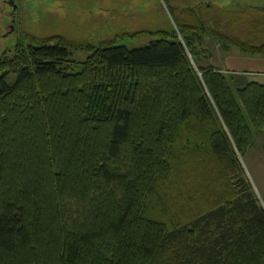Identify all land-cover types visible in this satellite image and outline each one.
<instances>
[{
    "label": "trees",
    "instance_id": "trees-1",
    "mask_svg": "<svg viewBox=\"0 0 264 264\" xmlns=\"http://www.w3.org/2000/svg\"><path fill=\"white\" fill-rule=\"evenodd\" d=\"M163 1L144 46L22 33L0 55V264H264L235 152L264 82L200 64L206 36L264 55V3Z\"/></svg>",
    "mask_w": 264,
    "mask_h": 264
},
{
    "label": "rangeland",
    "instance_id": "rangeland-1",
    "mask_svg": "<svg viewBox=\"0 0 264 264\" xmlns=\"http://www.w3.org/2000/svg\"><path fill=\"white\" fill-rule=\"evenodd\" d=\"M213 2L215 7L233 8L238 5H259L264 0ZM168 21L173 24L163 0H0V55L11 51L22 33L36 36L59 34L72 41L91 43L117 38V43L130 48L140 47L155 38L143 31L166 27ZM123 33L132 35L123 37ZM201 46L207 50L200 64L211 63L220 68L233 89L236 88L235 76L244 82H264V55H248L236 48L224 51L220 43L211 40L210 36L202 39ZM206 52L211 54V58L206 57ZM86 55L87 52L81 48L71 53L77 60H82ZM235 56H243V59ZM244 56L255 57L247 59ZM9 79L12 81L15 76L10 75ZM235 152L258 202L264 208V129L254 131L253 141L244 154L236 148Z\"/></svg>",
    "mask_w": 264,
    "mask_h": 264
},
{
    "label": "crops",
    "instance_id": "crops-1",
    "mask_svg": "<svg viewBox=\"0 0 264 264\" xmlns=\"http://www.w3.org/2000/svg\"><path fill=\"white\" fill-rule=\"evenodd\" d=\"M243 57V56H242ZM242 57H238V56H235V58H239V60H242L243 58ZM245 58L249 59L251 57H255V56H244ZM259 81V80H258ZM262 82V81H261Z\"/></svg>",
    "mask_w": 264,
    "mask_h": 264
},
{
    "label": "flooded vegetation",
    "instance_id": "flooded-vegetation-1",
    "mask_svg": "<svg viewBox=\"0 0 264 264\" xmlns=\"http://www.w3.org/2000/svg\"><path fill=\"white\" fill-rule=\"evenodd\" d=\"M12 2V0H10Z\"/></svg>",
    "mask_w": 264,
    "mask_h": 264
}]
</instances>
